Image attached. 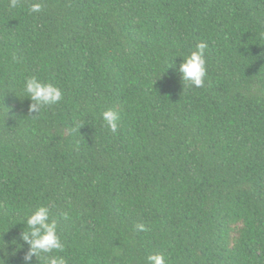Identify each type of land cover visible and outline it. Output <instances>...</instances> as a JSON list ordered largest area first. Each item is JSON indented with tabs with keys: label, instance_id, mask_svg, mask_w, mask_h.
<instances>
[{
	"label": "trees",
	"instance_id": "1",
	"mask_svg": "<svg viewBox=\"0 0 264 264\" xmlns=\"http://www.w3.org/2000/svg\"><path fill=\"white\" fill-rule=\"evenodd\" d=\"M31 76L63 102L30 113ZM41 206L65 249L31 264H264V0H0V262Z\"/></svg>",
	"mask_w": 264,
	"mask_h": 264
},
{
	"label": "clouds",
	"instance_id": "2",
	"mask_svg": "<svg viewBox=\"0 0 264 264\" xmlns=\"http://www.w3.org/2000/svg\"><path fill=\"white\" fill-rule=\"evenodd\" d=\"M17 0H12V7L16 6ZM42 5L34 3L30 9L32 13H39ZM195 51L184 57L179 64L178 71L182 81L189 86L202 87L207 75L205 51L207 44L199 42ZM23 92L31 103L30 113H38L42 108L51 107L63 102L64 94L60 87L41 81L35 76L25 79ZM102 120L112 131L116 132L119 127L120 115L114 110H106L102 113ZM27 231L22 232V240L29 246V251L24 257L25 264H31L32 258L41 257L44 254L63 252L65 244L57 232V224L50 217V209L41 206L30 214L25 221ZM138 231H147L144 224H137ZM3 264V262H0ZM47 264H67L63 256H52L47 258ZM147 264H167L163 254H150L147 256Z\"/></svg>",
	"mask_w": 264,
	"mask_h": 264
}]
</instances>
